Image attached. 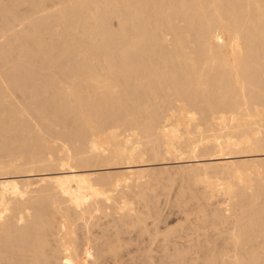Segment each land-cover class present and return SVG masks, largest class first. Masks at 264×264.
Returning a JSON list of instances; mask_svg holds the SVG:
<instances>
[{
    "label": "bare ground",
    "instance_id": "1",
    "mask_svg": "<svg viewBox=\"0 0 264 264\" xmlns=\"http://www.w3.org/2000/svg\"><path fill=\"white\" fill-rule=\"evenodd\" d=\"M0 264H264V0H0Z\"/></svg>",
    "mask_w": 264,
    "mask_h": 264
},
{
    "label": "rangeland",
    "instance_id": "2",
    "mask_svg": "<svg viewBox=\"0 0 264 264\" xmlns=\"http://www.w3.org/2000/svg\"><path fill=\"white\" fill-rule=\"evenodd\" d=\"M179 178V177H178ZM177 178V182L180 184V181H182V180H185V181H182L181 182V184L180 185H178V186H180V187H182V188H185L186 186H188V187H186V189H187V191L186 192H193V191H196L197 189L196 188H198L199 189V187H200V185H195L193 182H192V180L191 179H187V178H184V179H178ZM191 183H192V185H191ZM194 184V185H193ZM190 186V187H189ZM192 186V187H191ZM195 186V187H194ZM199 186V187H198ZM173 188L170 190V191H174V189H176L177 188V184L176 185H173L172 186ZM188 188L189 189H192V190H188ZM185 189V190H186ZM162 193V196H164L163 198H162V196H160V199L161 200H159V209L161 208V210H163V211H161L162 212V217L163 216H168L169 214V216L168 217H163L164 218V220L162 219V217H161V219H162V221L161 222H159L160 224H159V228L160 229H163L164 227L165 228H167V227H169V226H171V225H175L176 224V222L179 220V219H181V214L178 212L177 213V205L176 206H174V204L175 203H169V202H167L166 201V203H165V200H166V195H164L165 194V192L164 191H161ZM172 193V192H171ZM162 199H163V202H160V201H162ZM165 199V200H164ZM168 203V204H167ZM163 204V205H162ZM164 204H166L165 206H164ZM168 205V206H167ZM161 206H163L164 208H162ZM177 210V211H176ZM168 212V213H167ZM165 215H164V214ZM167 214V215H166ZM180 214V215H179ZM177 215V216H176ZM176 216V217H175ZM176 221V222H175ZM162 222H164V223H162ZM175 222V223H174ZM167 224H168V226H167ZM167 226V227H166ZM130 250V253H128L127 254V252H126V254H125V257L128 259V258H130V255H132V254H134L135 253V250H134V247H132V248H130L129 249ZM134 250V251H133ZM133 251V252H132ZM129 255V256H128ZM129 261V260H128ZM158 263V262H157Z\"/></svg>",
    "mask_w": 264,
    "mask_h": 264
}]
</instances>
